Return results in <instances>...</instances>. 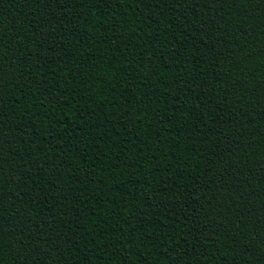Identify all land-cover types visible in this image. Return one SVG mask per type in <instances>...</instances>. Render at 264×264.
I'll return each mask as SVG.
<instances>
[{
    "label": "trees",
    "instance_id": "trees-1",
    "mask_svg": "<svg viewBox=\"0 0 264 264\" xmlns=\"http://www.w3.org/2000/svg\"><path fill=\"white\" fill-rule=\"evenodd\" d=\"M0 264H264V0H0Z\"/></svg>",
    "mask_w": 264,
    "mask_h": 264
}]
</instances>
